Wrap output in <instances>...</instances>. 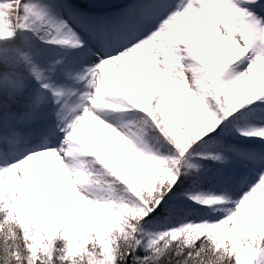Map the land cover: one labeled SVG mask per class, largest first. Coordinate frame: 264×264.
Here are the masks:
<instances>
[{
  "label": "snow or ice",
  "instance_id": "obj_1",
  "mask_svg": "<svg viewBox=\"0 0 264 264\" xmlns=\"http://www.w3.org/2000/svg\"><path fill=\"white\" fill-rule=\"evenodd\" d=\"M0 264H264V0H0Z\"/></svg>",
  "mask_w": 264,
  "mask_h": 264
}]
</instances>
